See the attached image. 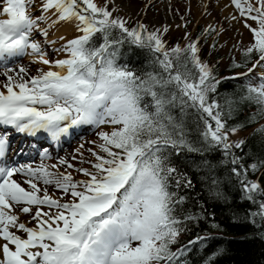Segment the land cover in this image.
I'll return each mask as SVG.
<instances>
[{
  "label": "snow or ice",
  "instance_id": "6c2138e0",
  "mask_svg": "<svg viewBox=\"0 0 264 264\" xmlns=\"http://www.w3.org/2000/svg\"><path fill=\"white\" fill-rule=\"evenodd\" d=\"M143 5L133 19L118 0H0V264H190L212 236L181 238L210 218L219 229L215 204H247L264 229V0H227L224 23L196 36L182 15L173 45V25L146 24L154 0ZM230 30L248 34L230 63L246 70L218 76L203 51ZM86 126L95 139L73 154L32 143Z\"/></svg>",
  "mask_w": 264,
  "mask_h": 264
},
{
  "label": "trees",
  "instance_id": "16d2710c",
  "mask_svg": "<svg viewBox=\"0 0 264 264\" xmlns=\"http://www.w3.org/2000/svg\"><path fill=\"white\" fill-rule=\"evenodd\" d=\"M203 29L198 27L196 34ZM195 34V36H196ZM214 61L210 64L216 65L218 76H232L236 69L230 67L231 55L226 54L227 60L222 63L221 55L215 52ZM203 57L208 58L209 52L207 48H204ZM140 64H143L141 59ZM245 83V80H229L225 81L220 91L227 93H238L241 89V85ZM264 123V120L260 121ZM252 128L249 127L247 131H242L241 137L247 136L252 132ZM245 205H239L233 203L226 206L224 204H215L209 207V210L215 213L214 221L220 225L219 229L210 227L209 221H201L196 226H191L192 231L186 233L181 238V244H186L189 239L195 238L197 234L205 235L210 233L212 239L207 242V246L201 249L199 246L193 248L188 259L190 264H203L204 259L212 252H220V255L216 257L213 264H264V237L260 235V231L257 230L251 224L247 223L244 219ZM194 211H198V208H194ZM233 211L238 213L236 222L233 221Z\"/></svg>",
  "mask_w": 264,
  "mask_h": 264
},
{
  "label": "rangeland",
  "instance_id": "374dc122",
  "mask_svg": "<svg viewBox=\"0 0 264 264\" xmlns=\"http://www.w3.org/2000/svg\"><path fill=\"white\" fill-rule=\"evenodd\" d=\"M209 0H154V5L147 10V17L144 20L146 24L160 26L161 24H171L173 25L172 30L166 36V39L169 45H173L175 43H182L181 37L184 35L185 29H177L175 28L176 24L182 23L180 20V16H186L188 20L191 21L189 24L187 31L191 32L193 36H195L198 27H205L209 22H215L219 20L221 23H224V17L229 14L231 11L230 9H226L221 11L220 9L223 7V4L227 2V0H220L219 6L216 3V0H212V7L208 9L212 13L211 17L205 16L203 13L205 12V5L208 4ZM118 3L122 5L123 11L120 13L121 15L125 16H132L133 19L138 18L136 13L143 8V0H118ZM140 16L143 17L144 13L140 12ZM227 27V24H225ZM239 27V26H238ZM241 31H245L242 27L240 28ZM67 34V33H66ZM197 35V34H196ZM243 39L244 43L247 44L248 42V34L245 32L243 37H240L236 34L234 30H230L225 33L223 36L219 38V43L217 46V50L212 51L205 45L208 52L211 51V55L208 58H204L209 63L214 61L215 52L221 55L222 63L226 62L228 59L226 54L232 53V45L235 44L238 40ZM220 45H225L224 47H220ZM239 58V56H237ZM29 58L25 57L21 62L27 64ZM244 71V69H236L234 71ZM243 133H240L242 136ZM77 135H80L78 138ZM76 136H72L69 138H62V147L60 151L54 155L57 156H65L68 154H73L75 149L80 145L77 141L83 140H92L95 139L94 130L91 127H85L81 133H78ZM71 140V143L67 144V141ZM75 140L76 143H75ZM45 144H41L40 147H44ZM68 145V146H67ZM87 147H91V145H87ZM31 157V158H30ZM25 159L17 158V161L20 163L24 162H34L36 164L40 163V158L37 156H30ZM36 157V158H35ZM34 158V159H32Z\"/></svg>",
  "mask_w": 264,
  "mask_h": 264
},
{
  "label": "bare ground",
  "instance_id": "6f19581e",
  "mask_svg": "<svg viewBox=\"0 0 264 264\" xmlns=\"http://www.w3.org/2000/svg\"><path fill=\"white\" fill-rule=\"evenodd\" d=\"M72 32L69 30L68 32H67V35L69 36V38L72 36ZM84 129V128H83ZM82 129V130H83ZM82 130H80L79 132H77V133H75L73 136H76L78 133H81L82 132ZM42 136H46L45 134H43V133H41V134H39L36 138H34L33 140H32V143L33 144H37L38 142H40V143H43V142H50L48 139H43V140H41V138H42ZM80 135H77L76 137H72L71 138V140L73 139V138H78ZM21 137H14L13 139L14 140H16V139H20ZM23 139V138H22ZM71 140H69V141H67V144H69V143H71ZM76 141L77 140H75V143H76ZM82 141L83 140H80V141H77L78 142V144L80 143H82ZM62 143V142H61ZM51 145V146H50ZM60 145L61 144H59V145H56L55 143H53V142H51V143H47V144H45L44 145V148H48V150H49V152L53 155V157H54V155L56 154V152H57V150L59 149V147H60ZM68 146V145H67ZM61 150V148L59 149V151ZM60 155V154H59ZM23 157H20V159H22ZM31 158V157H30ZM34 163V162H33Z\"/></svg>",
  "mask_w": 264,
  "mask_h": 264
}]
</instances>
